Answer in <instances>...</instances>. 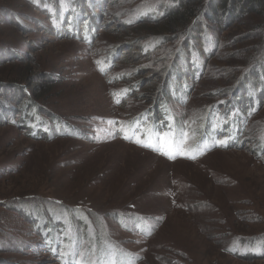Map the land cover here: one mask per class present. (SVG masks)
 <instances>
[{
	"label": "rangeland",
	"instance_id": "1",
	"mask_svg": "<svg viewBox=\"0 0 264 264\" xmlns=\"http://www.w3.org/2000/svg\"><path fill=\"white\" fill-rule=\"evenodd\" d=\"M171 1L87 0L97 8L85 12L76 39L55 33L62 20L41 0H0V89L76 131L33 137L18 115L0 118V264H264V98L253 115L214 109L257 59L264 17L227 16L224 31L211 32L218 50L209 55L215 41L206 34V62L195 54L205 73L190 81L188 99L157 114L158 124H141V143L119 135L169 89L170 59L185 68L177 42L131 35L143 15L161 14ZM104 59H114L108 76L117 81L99 71ZM127 88L133 93L117 103ZM243 119L247 128L237 127ZM77 207L82 213L70 210ZM39 226L58 229L59 253Z\"/></svg>",
	"mask_w": 264,
	"mask_h": 264
},
{
	"label": "trees",
	"instance_id": "2",
	"mask_svg": "<svg viewBox=\"0 0 264 264\" xmlns=\"http://www.w3.org/2000/svg\"><path fill=\"white\" fill-rule=\"evenodd\" d=\"M67 5H62V0H41L40 6L42 10H44L49 16L51 15L53 18L59 17L62 20L61 24H55V33L57 35L70 36L71 38L76 37V39L80 38V28L84 23H87L85 12L88 9H92L96 11L95 5L88 4L87 0H66ZM71 3H70V2ZM222 4V10L225 12L224 21H221V15L219 14V6ZM43 5L46 7L52 6L53 8H43ZM62 6V7H61ZM79 9V10H78ZM53 12L51 13V11ZM221 10V11H222ZM246 14L258 15L264 17V0H173L170 5H166L165 8L161 11V14L154 15L152 17L148 16L150 13L143 15L145 19V23L139 25L136 29L131 31V35L138 36L143 33L147 34V36H151L155 38V41L159 44L165 43L167 41L177 42L179 44L177 54L183 56L184 61V70L181 69V65L179 60L176 57L171 58L168 64L169 71L171 72L172 80H169V87L162 90L161 94L158 96V103L153 105V109L149 110L146 115L137 118L135 116L134 121H137L134 126L129 130V135H121V138L129 141L131 139L137 140L136 136H139L138 133L141 129V124H145L147 121H151L153 124H158L160 122L157 114L159 116L161 114L169 113L167 109L172 106V102H181V96L184 94L185 100L188 98V92H191L193 89L192 84L196 78L201 77L205 72L204 67H202L201 63L197 56L199 52L202 54V59L205 61L207 44L205 43L206 34L214 37V47L210 50L209 55H213L215 51L218 50L221 42L219 39L215 37V35L211 34H220L224 31V27L227 24V21L233 20L236 16H243ZM229 16V18H226ZM91 23L94 22V18H89ZM141 20V17H140ZM141 23V22H140ZM261 27V28H260ZM91 28L89 25L88 29ZM258 31H262V39L255 47V55H257V59H253V62H249L248 67L242 73L243 78L240 80L238 89L235 92L229 91L228 100L227 98L217 99L218 101L214 102V109L220 116L228 115L231 117L239 116L247 113L252 115L256 113L263 106V98H264V23L259 26ZM90 33H86V42L92 43L93 38ZM79 35V36H78ZM154 41V42H155ZM198 55H195V54ZM176 55V54H175ZM116 56H118L116 54ZM115 56V57H116ZM115 57H113L115 59ZM113 59V60H114ZM109 60V59H108ZM106 61L97 62V67L99 71H101L102 75H106L110 81H117L119 78L116 76L114 79H111L108 76V73L112 66H114V61ZM255 60V61H254ZM191 81V83H190ZM245 83V84H244ZM245 85L248 90L242 89L241 87ZM171 87V88H170ZM133 88L130 90L124 89L120 91L121 94L116 95L115 100L117 103H124L130 95L133 93ZM186 91V93H184ZM248 91V92H247ZM247 92L245 95L244 93ZM16 97L15 94L10 93L8 90L0 89V103H4L3 106L0 105V118L2 116L13 117L14 115H18L22 126H25L31 130L30 135L33 137L37 136H47L48 138H53L54 136H66V135H75L76 131L72 124L61 117L54 119V121H46L43 118L38 117V113L34 108L35 101H30L24 107L16 106L15 103L12 102V98ZM122 95V96H121ZM123 100V101H122ZM32 104V105H31ZM254 111V112H253ZM182 117H178L177 121ZM14 119V118H13ZM14 121V120H13ZM163 123L165 121L161 120ZM172 123V122H171ZM209 124V123H208ZM228 123L226 122V125ZM229 124L234 126L232 122ZM246 122L241 120L236 124L237 127H242V125ZM218 125H223V122ZM26 128V129H27ZM223 129V128H222ZM135 133V134H134ZM242 134V131H240ZM244 133V132H243ZM125 136L128 138L126 139ZM234 139L238 140L239 135L233 136ZM239 141V140H238ZM243 142L241 139L240 142ZM246 145V143H245ZM258 154V153H257ZM66 209V206H63ZM71 211H83L80 207L74 208ZM82 213V212H81ZM43 214L47 213L43 211ZM48 216V215H46ZM45 218V217H44ZM42 217V220L44 219ZM50 218V217H48ZM53 218V217H52ZM50 218L52 221L53 219ZM84 221V220H83ZM61 224V221H57V225ZM57 227V226H56ZM42 229L41 237L44 241L46 247L53 249L55 254L59 253L58 248L61 242V235L57 233V228H53L52 232H46V230L39 226V229ZM70 229L67 234V239L69 238ZM49 239H51L49 241ZM66 239V240H67ZM66 240L62 241L65 242ZM64 252V251H63ZM16 264H21L18 261H15Z\"/></svg>",
	"mask_w": 264,
	"mask_h": 264
},
{
	"label": "snow or ice",
	"instance_id": "3",
	"mask_svg": "<svg viewBox=\"0 0 264 264\" xmlns=\"http://www.w3.org/2000/svg\"><path fill=\"white\" fill-rule=\"evenodd\" d=\"M117 102H119V101H117ZM135 134V133H134ZM125 138L127 139L128 137L127 136H125ZM136 142L137 143H141V141L140 140H136ZM221 143H223V142H221ZM141 146H145V147H148V146H150V145H148V144H141ZM166 154V153H165Z\"/></svg>",
	"mask_w": 264,
	"mask_h": 264
},
{
	"label": "bare ground",
	"instance_id": "4",
	"mask_svg": "<svg viewBox=\"0 0 264 264\" xmlns=\"http://www.w3.org/2000/svg\"><path fill=\"white\" fill-rule=\"evenodd\" d=\"M85 15V14H84Z\"/></svg>",
	"mask_w": 264,
	"mask_h": 264
}]
</instances>
